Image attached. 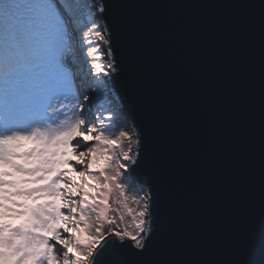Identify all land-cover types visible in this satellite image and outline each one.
Returning a JSON list of instances; mask_svg holds the SVG:
<instances>
[{"label":"snow or ice","instance_id":"obj_1","mask_svg":"<svg viewBox=\"0 0 264 264\" xmlns=\"http://www.w3.org/2000/svg\"><path fill=\"white\" fill-rule=\"evenodd\" d=\"M0 264H264V0H0Z\"/></svg>","mask_w":264,"mask_h":264},{"label":"water","instance_id":"obj_2","mask_svg":"<svg viewBox=\"0 0 264 264\" xmlns=\"http://www.w3.org/2000/svg\"><path fill=\"white\" fill-rule=\"evenodd\" d=\"M166 2L190 3V2H193V0H166ZM195 2H200V3H219V2H226V0H195Z\"/></svg>","mask_w":264,"mask_h":264},{"label":"clouds","instance_id":"obj_3","mask_svg":"<svg viewBox=\"0 0 264 264\" xmlns=\"http://www.w3.org/2000/svg\"><path fill=\"white\" fill-rule=\"evenodd\" d=\"M19 199H23V198L21 197V198H19ZM29 202H31V201H29ZM21 220H23V217H20V218H18L17 220H13V221H11V223H13V224H15V223H19Z\"/></svg>","mask_w":264,"mask_h":264}]
</instances>
